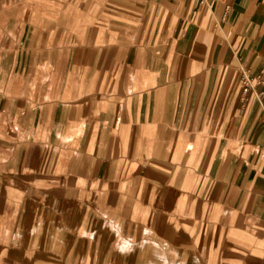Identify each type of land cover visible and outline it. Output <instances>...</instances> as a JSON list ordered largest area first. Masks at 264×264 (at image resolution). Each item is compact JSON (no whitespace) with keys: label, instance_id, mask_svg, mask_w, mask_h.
<instances>
[{"label":"crops","instance_id":"obj_1","mask_svg":"<svg viewBox=\"0 0 264 264\" xmlns=\"http://www.w3.org/2000/svg\"><path fill=\"white\" fill-rule=\"evenodd\" d=\"M0 264H264V0H0Z\"/></svg>","mask_w":264,"mask_h":264},{"label":"built area","instance_id":"obj_2","mask_svg":"<svg viewBox=\"0 0 264 264\" xmlns=\"http://www.w3.org/2000/svg\"><path fill=\"white\" fill-rule=\"evenodd\" d=\"M227 14V12L225 11L222 15L223 17H225ZM242 84H241V88H240V96L242 99H246L249 95V93L251 92L252 88H253V78L252 76H250L249 74H243L242 75Z\"/></svg>","mask_w":264,"mask_h":264}]
</instances>
